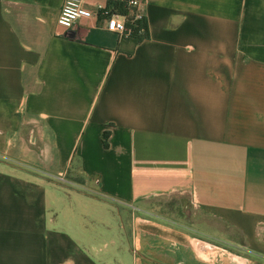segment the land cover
Masks as SVG:
<instances>
[{
  "label": "crops",
  "instance_id": "obj_1",
  "mask_svg": "<svg viewBox=\"0 0 264 264\" xmlns=\"http://www.w3.org/2000/svg\"><path fill=\"white\" fill-rule=\"evenodd\" d=\"M143 1L0 0V264H264V0ZM180 192L239 239L143 207Z\"/></svg>",
  "mask_w": 264,
  "mask_h": 264
},
{
  "label": "built area",
  "instance_id": "obj_2",
  "mask_svg": "<svg viewBox=\"0 0 264 264\" xmlns=\"http://www.w3.org/2000/svg\"><path fill=\"white\" fill-rule=\"evenodd\" d=\"M123 11H111L106 7L91 10L85 6V0H64L57 24L64 29H70L83 20L99 19L101 27L115 33L119 39L130 38L136 30L143 31L140 23L144 21L143 0H121Z\"/></svg>",
  "mask_w": 264,
  "mask_h": 264
},
{
  "label": "rangeland",
  "instance_id": "obj_3",
  "mask_svg": "<svg viewBox=\"0 0 264 264\" xmlns=\"http://www.w3.org/2000/svg\"><path fill=\"white\" fill-rule=\"evenodd\" d=\"M145 19L140 23L141 27L145 26ZM144 37L145 28L139 32L136 30L131 37ZM87 190V189H86ZM90 192V190L88 189ZM144 209L153 212L157 219L164 223L175 224L179 226H188L206 234L212 233L211 229H215L221 235H229L235 239L238 238L237 232L228 229L225 225L215 221L211 217L205 215L199 210L192 201L188 192L172 193L168 195H160L147 200ZM226 237V236H225ZM223 236L218 242L224 246L231 247L228 240Z\"/></svg>",
  "mask_w": 264,
  "mask_h": 264
},
{
  "label": "trees",
  "instance_id": "obj_4",
  "mask_svg": "<svg viewBox=\"0 0 264 264\" xmlns=\"http://www.w3.org/2000/svg\"><path fill=\"white\" fill-rule=\"evenodd\" d=\"M119 5L121 6V3H119ZM111 11H114V8L113 9H110Z\"/></svg>",
  "mask_w": 264,
  "mask_h": 264
}]
</instances>
